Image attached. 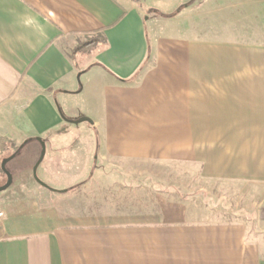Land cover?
I'll list each match as a JSON object with an SVG mask.
<instances>
[{
    "label": "crops",
    "instance_id": "1",
    "mask_svg": "<svg viewBox=\"0 0 264 264\" xmlns=\"http://www.w3.org/2000/svg\"><path fill=\"white\" fill-rule=\"evenodd\" d=\"M190 27L136 0H0L1 139L46 152L36 177L0 192V264H264L248 224L208 221L129 172L198 167L264 195L263 31ZM95 33L107 45L78 55ZM81 124L98 164L55 189Z\"/></svg>",
    "mask_w": 264,
    "mask_h": 264
},
{
    "label": "rangeland",
    "instance_id": "2",
    "mask_svg": "<svg viewBox=\"0 0 264 264\" xmlns=\"http://www.w3.org/2000/svg\"><path fill=\"white\" fill-rule=\"evenodd\" d=\"M136 1L141 3L149 18L156 16L158 19L171 20L185 17L191 25L190 28H194L200 36L222 37L231 33L238 36L244 34L245 31L251 33L252 29L263 31L264 36V0ZM252 3L253 6L248 9L247 6ZM148 30L150 33V27ZM80 54L83 53L79 52L78 55ZM70 130L78 133L79 139L75 140L78 143L75 145V151L70 152L68 158L65 156L62 169L51 172L49 182L58 190L64 188V184L73 186L90 178L91 171L98 164V141L92 135L93 129L87 124H81V127H74ZM2 136H4V130L0 128V140ZM12 143L14 142L11 140H7L6 143L0 142V166L2 167L4 160L17 154L5 167L13 176V181L14 179L19 180L22 175L31 176L41 159L43 146L37 141L28 140L21 145L14 143V146L21 147L16 151ZM30 155L33 157L32 163L29 162ZM129 170L134 178L141 182L151 184L158 190L171 192L177 198L186 200L191 209L204 212L206 220L244 222L249 225L255 235L257 234L258 240L264 241V195L260 193L261 191L247 189L235 183L206 181L201 177L198 167L144 164L129 167ZM7 182L6 174L0 173V187L5 186Z\"/></svg>",
    "mask_w": 264,
    "mask_h": 264
},
{
    "label": "trees",
    "instance_id": "3",
    "mask_svg": "<svg viewBox=\"0 0 264 264\" xmlns=\"http://www.w3.org/2000/svg\"><path fill=\"white\" fill-rule=\"evenodd\" d=\"M100 45H107L106 37L101 33H95L90 39H88L85 43H81L78 46L77 52H85L87 50L96 49ZM0 142L6 143V139H1ZM15 147L14 145H12ZM16 151L19 150L20 147H15ZM3 169L0 166V173H3Z\"/></svg>",
    "mask_w": 264,
    "mask_h": 264
},
{
    "label": "water",
    "instance_id": "4",
    "mask_svg": "<svg viewBox=\"0 0 264 264\" xmlns=\"http://www.w3.org/2000/svg\"><path fill=\"white\" fill-rule=\"evenodd\" d=\"M84 122L92 123L91 120H89V119H83V120H81V121H79V122H75L74 124L78 125V124H80V123H84ZM42 146H43V152H42L41 159H40V161L37 163V165H36V167H35V169H34V176H35V177H36V173H37V168H38V166L40 165L41 161L43 160V158H44V156H45V146H44V145H42ZM17 153H18V152H17ZM16 155H17V154H15V155H13L12 157H10V158L4 160L3 163H2V169H3L4 173L6 174V176H7V178H8V182H7V184H6L5 186L0 187V192L7 190L9 187H11V185H12V183H13V176L11 175V173H10L5 167H6V165L10 162V160H12Z\"/></svg>",
    "mask_w": 264,
    "mask_h": 264
},
{
    "label": "built area",
    "instance_id": "5",
    "mask_svg": "<svg viewBox=\"0 0 264 264\" xmlns=\"http://www.w3.org/2000/svg\"><path fill=\"white\" fill-rule=\"evenodd\" d=\"M3 217V214L2 213H0V218H2Z\"/></svg>",
    "mask_w": 264,
    "mask_h": 264
}]
</instances>
